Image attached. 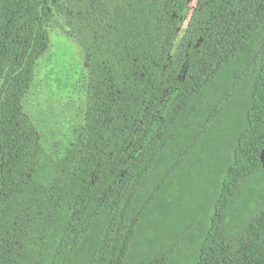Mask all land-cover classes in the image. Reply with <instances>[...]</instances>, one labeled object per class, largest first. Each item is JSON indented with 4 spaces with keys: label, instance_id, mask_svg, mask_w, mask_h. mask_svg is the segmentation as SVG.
I'll return each mask as SVG.
<instances>
[{
    "label": "trees",
    "instance_id": "trees-1",
    "mask_svg": "<svg viewBox=\"0 0 264 264\" xmlns=\"http://www.w3.org/2000/svg\"><path fill=\"white\" fill-rule=\"evenodd\" d=\"M188 2L0 0V264H264V0ZM48 29L86 71L62 140L22 110Z\"/></svg>",
    "mask_w": 264,
    "mask_h": 264
},
{
    "label": "flooded vegetation",
    "instance_id": "flooded-vegetation-1",
    "mask_svg": "<svg viewBox=\"0 0 264 264\" xmlns=\"http://www.w3.org/2000/svg\"><path fill=\"white\" fill-rule=\"evenodd\" d=\"M57 35H62L64 38H66L70 42H72L73 45H74V43L76 45V46L74 45V47H75L76 52H77L78 69H79V71H83L82 77L78 79V81L82 82L81 85H79L82 88V90L80 92H78L77 94H76L75 89L74 90L70 89L67 91L65 89L66 78L70 77L68 79L72 80L71 74L63 73V71H60V69L58 67H54V68L48 67V64H49L48 58L53 51V40L51 38L53 36H57ZM43 40H44V48L42 49L40 57H37L35 59L34 63H36L35 64L36 67H35V71H34V74L32 76V79L30 81L29 89L26 93V96L28 97L29 100H33L32 96L35 97V100H38L41 97L44 98V95L47 96L49 98L48 102L37 103L38 105H36V106L41 107L38 110V112H40V113L45 112L46 104H50V106L56 110V114H57V116H55V118H53V120L51 122L56 121V122H58L59 125H62L63 127H65L66 129H64V130L61 129V131L63 130V132H67L68 128H71L74 130V133H75L76 130L82 126V124L84 122V117L86 114V95H85L84 91L86 89L87 80H85V78H84L86 71L84 69V64H83L84 63V57H83L82 48L79 46V44L77 43L75 38H71V37L67 36L63 31L58 30V29H48L46 37ZM39 68H43V70L39 72ZM54 84L57 86V90L53 89L52 86ZM60 84H61V88H59ZM75 88H77V87H75ZM25 99H26V97H25ZM24 100H23V104H24ZM67 102L76 103V104L80 105V108L78 109V112L76 114L77 116H79V120H76L77 124L75 123V125L72 127L70 126L71 124H65L64 122L61 121V118L65 115L63 113V112H65V111H63V107H64V104ZM22 107H23V109H22L23 113L31 121L32 119H31L30 114L24 110L23 105H22ZM32 121L37 126L44 129L45 131H48L47 127H46V123L44 121H41L37 118H35ZM48 123H49V121H48ZM42 129H41V132L43 131ZM52 133H53V131H52ZM55 138H57V137L55 136ZM56 141H58V140H56Z\"/></svg>",
    "mask_w": 264,
    "mask_h": 264
},
{
    "label": "rangeland",
    "instance_id": "rangeland-1",
    "mask_svg": "<svg viewBox=\"0 0 264 264\" xmlns=\"http://www.w3.org/2000/svg\"><path fill=\"white\" fill-rule=\"evenodd\" d=\"M51 39L53 40V51L48 58V63H49L48 67L49 68L58 67L60 71H63V73L71 74L72 80L76 84L75 87L79 86L82 82L78 81V79L82 77V73L78 69L77 52L74 47L75 43L73 45L72 42L64 38L62 35L53 36ZM42 70L43 68H39V72ZM52 87L54 90H57V86L55 84ZM74 89L78 90L77 88ZM77 93L78 92H76V94ZM44 98L41 97L40 99L35 100V97L32 96L33 100H29L28 97L26 96L23 106H24V110L30 114L32 120L37 118L41 121H44L46 123L47 130H49L51 129V121L53 120V118H55V116H57V114H56V110L53 109L50 106V104H46L45 112L43 113L38 112V110L41 107L36 106L38 105L37 103L48 102L49 98L45 95ZM79 108H80L79 104L70 103V102L65 103L63 107V111H65L63 113L65 115L61 118V121L64 122L65 124H71L70 125L71 127L74 126L76 120H79V116L76 115ZM55 136L58 138V140H62L63 138L68 136V132H63L62 130L59 131L58 134H56ZM251 208L252 207L250 208L247 207L245 209L244 207H242L240 208L241 210L239 208L235 210L234 215L230 220L232 221V224L227 225L230 228V230H232V232L238 229L239 224L243 222V219L245 218V216L248 215ZM175 226H177L178 228L180 227L179 224H175ZM191 250L192 248L189 244L184 245L183 249L180 248V254L184 255L185 257L190 256L189 251Z\"/></svg>",
    "mask_w": 264,
    "mask_h": 264
},
{
    "label": "water",
    "instance_id": "water-1",
    "mask_svg": "<svg viewBox=\"0 0 264 264\" xmlns=\"http://www.w3.org/2000/svg\"><path fill=\"white\" fill-rule=\"evenodd\" d=\"M198 0H189V2L187 3V6L190 8L189 10V14H188V18L186 19L184 25L187 24L188 19L191 17L194 8L197 5ZM259 162L261 164L262 169L264 170V148L261 150L260 154H259Z\"/></svg>",
    "mask_w": 264,
    "mask_h": 264
}]
</instances>
